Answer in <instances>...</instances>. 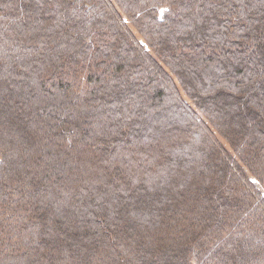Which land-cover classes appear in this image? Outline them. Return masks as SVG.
<instances>
[{
    "label": "trees",
    "instance_id": "16d2710c",
    "mask_svg": "<svg viewBox=\"0 0 264 264\" xmlns=\"http://www.w3.org/2000/svg\"><path fill=\"white\" fill-rule=\"evenodd\" d=\"M0 264H264V0H0Z\"/></svg>",
    "mask_w": 264,
    "mask_h": 264
},
{
    "label": "rangeland",
    "instance_id": "374dc122",
    "mask_svg": "<svg viewBox=\"0 0 264 264\" xmlns=\"http://www.w3.org/2000/svg\"><path fill=\"white\" fill-rule=\"evenodd\" d=\"M20 95V93H18V96ZM15 100H16V98H15ZM65 206V205H64ZM65 207H67V206H65ZM73 251H71L70 253H72ZM76 252V251H75ZM77 253H80V251H78V249H77ZM61 256H59V258H60ZM58 260V259H57Z\"/></svg>",
    "mask_w": 264,
    "mask_h": 264
}]
</instances>
